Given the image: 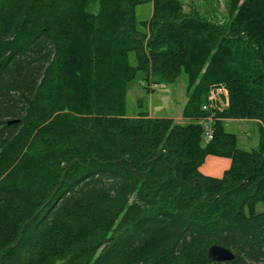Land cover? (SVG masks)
Listing matches in <instances>:
<instances>
[{
	"label": "trees",
	"instance_id": "1",
	"mask_svg": "<svg viewBox=\"0 0 264 264\" xmlns=\"http://www.w3.org/2000/svg\"><path fill=\"white\" fill-rule=\"evenodd\" d=\"M140 3L0 0V264H264V0H228V24L153 0L145 32ZM182 73L184 124L126 117L130 82ZM216 85L228 106L205 143ZM227 120L258 121L259 149ZM208 156L231 161L221 178Z\"/></svg>",
	"mask_w": 264,
	"mask_h": 264
},
{
	"label": "rangeland",
	"instance_id": "2",
	"mask_svg": "<svg viewBox=\"0 0 264 264\" xmlns=\"http://www.w3.org/2000/svg\"><path fill=\"white\" fill-rule=\"evenodd\" d=\"M141 3L136 8V25L139 31H146L143 22H147L152 17V1L139 0ZM187 5L190 0H181ZM188 1V2H187ZM196 1V0H195ZM199 1L198 9L200 13L211 21L228 24L230 15L228 13V0H206ZM186 7V6H185ZM185 9L188 10L186 7ZM134 65V57L131 58ZM221 85L212 86L207 96V105L210 95L214 94L215 102L211 103L212 107H217V112L225 110L226 97L223 91H217ZM144 76L139 75L130 82L126 88L125 115L128 118L137 117L140 113H147L154 118H170L178 124H184L183 111L188 100V77L185 73L177 79L175 83L167 84L161 82L158 86H149V92ZM217 100V101H216ZM225 124L227 133L234 134L237 139V147L245 151L259 149L261 138V126L256 120H231ZM204 142H208L204 139ZM256 213H264V202L255 207ZM248 214V209H246Z\"/></svg>",
	"mask_w": 264,
	"mask_h": 264
},
{
	"label": "crops",
	"instance_id": "3",
	"mask_svg": "<svg viewBox=\"0 0 264 264\" xmlns=\"http://www.w3.org/2000/svg\"><path fill=\"white\" fill-rule=\"evenodd\" d=\"M151 1H152V6H153V0H151ZM199 1L200 0H196V1L190 0V2H188V1L187 2H188V4L193 3L196 6V8L198 9ZM201 1H203L202 3H204L206 0H201ZM210 1H213V0H210ZM229 121H231V120H227L224 123H227ZM230 165H231V161L229 159L214 157V156H208L205 160V163L203 164V166L201 167L200 170L206 176L221 178L223 176L224 172L230 167Z\"/></svg>",
	"mask_w": 264,
	"mask_h": 264
},
{
	"label": "built area",
	"instance_id": "4",
	"mask_svg": "<svg viewBox=\"0 0 264 264\" xmlns=\"http://www.w3.org/2000/svg\"><path fill=\"white\" fill-rule=\"evenodd\" d=\"M221 87V86H220ZM217 91H223L222 93H224L225 97H226V103H225V108L228 106V92L224 87L219 88ZM214 99V94L212 92V94L209 97V103L210 105H205L203 106V110L207 111V112H213L211 114V116H209L206 120H203L202 122V126L204 129V138L209 141L213 139V123H214V111H216L217 107H212L211 103L215 102ZM217 101V100H216Z\"/></svg>",
	"mask_w": 264,
	"mask_h": 264
},
{
	"label": "water",
	"instance_id": "5",
	"mask_svg": "<svg viewBox=\"0 0 264 264\" xmlns=\"http://www.w3.org/2000/svg\"><path fill=\"white\" fill-rule=\"evenodd\" d=\"M209 257L219 263L230 262L235 259V255L228 249L214 245L209 249Z\"/></svg>",
	"mask_w": 264,
	"mask_h": 264
}]
</instances>
